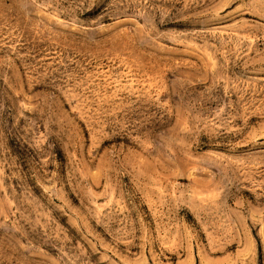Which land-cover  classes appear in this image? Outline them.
<instances>
[{"label": "rangeland", "instance_id": "1", "mask_svg": "<svg viewBox=\"0 0 264 264\" xmlns=\"http://www.w3.org/2000/svg\"><path fill=\"white\" fill-rule=\"evenodd\" d=\"M0 264H264V0H0Z\"/></svg>", "mask_w": 264, "mask_h": 264}]
</instances>
